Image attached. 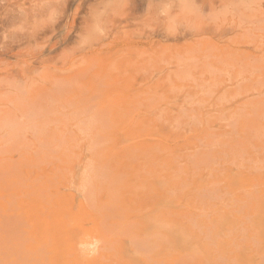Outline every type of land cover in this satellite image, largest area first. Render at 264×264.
Here are the masks:
<instances>
[{"label":"rangeland","instance_id":"rangeland-1","mask_svg":"<svg viewBox=\"0 0 264 264\" xmlns=\"http://www.w3.org/2000/svg\"><path fill=\"white\" fill-rule=\"evenodd\" d=\"M246 3L264 12V0ZM236 35L235 59L207 77L168 79L161 53L155 85L144 82L155 91L131 112L108 110L129 89L111 79L84 115L0 130V264H264V44Z\"/></svg>","mask_w":264,"mask_h":264},{"label":"bare ground","instance_id":"bare-ground-1","mask_svg":"<svg viewBox=\"0 0 264 264\" xmlns=\"http://www.w3.org/2000/svg\"><path fill=\"white\" fill-rule=\"evenodd\" d=\"M249 3L246 0H0V101L4 105L3 109L0 108V130L8 131L5 132L6 136L12 138L11 131L19 128L43 127L46 122L37 120L40 116L63 110H73L79 114L88 112L93 107L91 94L108 88L111 79L117 80L119 85H129V89L108 110L131 112L139 106L144 95L155 91L154 87L146 88L144 82L150 74L151 85H155L157 70H150L156 69L164 59L171 70L163 75L181 81L194 69L202 76L206 68L230 65L235 58L228 45L231 40L227 39L229 35L237 36L241 31L261 35L264 44V12L261 10L256 14ZM164 52L166 56L160 61ZM247 53H240L236 60L251 59ZM258 59L264 61V55ZM256 70L260 69L257 67ZM237 73L241 72L237 70ZM140 79L142 82L138 84L136 81ZM249 88L251 91L252 88ZM248 102L246 105L252 104V100ZM261 104L264 107V103ZM261 104L259 108H262ZM257 112L254 110L253 113ZM257 121H252L255 127L259 122L263 124L262 121L257 124ZM252 127L255 129L254 125ZM20 170L19 175L27 176L29 173L25 167ZM106 222L110 224L108 220ZM24 231L27 232L26 229ZM33 251L34 248L32 254Z\"/></svg>","mask_w":264,"mask_h":264}]
</instances>
